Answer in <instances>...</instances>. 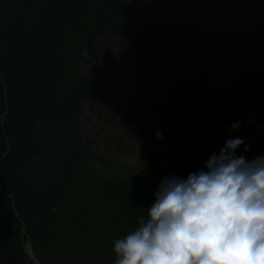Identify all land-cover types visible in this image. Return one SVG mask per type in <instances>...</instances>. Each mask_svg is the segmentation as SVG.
Masks as SVG:
<instances>
[{
	"label": "rangeland",
	"instance_id": "obj_1",
	"mask_svg": "<svg viewBox=\"0 0 264 264\" xmlns=\"http://www.w3.org/2000/svg\"><path fill=\"white\" fill-rule=\"evenodd\" d=\"M64 1L0 0V64L6 63L7 72L21 68L20 57L37 58L33 65L45 71L46 64L38 61L41 45L46 36L56 38L50 32L66 17L56 4ZM67 1L104 23H121L124 17L129 26L106 27L110 31L101 30L91 46L79 40L75 48L70 45L79 60L73 64L72 57L70 65L93 78L79 127L96 153L68 177L63 170L49 173L44 180L53 187L43 185L55 194L44 204L47 209L15 202L16 225L27 217L29 234L27 241L19 236L14 247L9 228L0 226V264H116L115 241L147 219L164 177L186 179L206 170L209 157L219 155L228 139L244 140L236 151L247 160L264 155V0H123L132 8L125 11L114 0ZM135 14L152 29L137 30ZM71 26L68 39L79 37ZM131 41L164 60L145 62ZM105 78L109 82L103 86ZM7 94L2 72L1 121ZM219 104L225 109L215 115L211 107ZM237 122L240 127L232 130ZM29 162L40 183L41 172L49 169ZM21 163L4 164L0 187L2 178L12 184L13 167L22 170ZM35 194L45 200L42 191ZM22 254L26 259L16 261Z\"/></svg>",
	"mask_w": 264,
	"mask_h": 264
},
{
	"label": "trees",
	"instance_id": "obj_2",
	"mask_svg": "<svg viewBox=\"0 0 264 264\" xmlns=\"http://www.w3.org/2000/svg\"><path fill=\"white\" fill-rule=\"evenodd\" d=\"M114 1L121 11H125L127 7H129V10L132 9L123 0ZM64 2L65 5L62 3L56 4L60 16L66 15L64 19H59L56 29L50 32H54L56 38L52 39L46 36L41 45L44 56L41 54L38 61L46 64L45 71L39 70L43 68L42 65L39 68L33 65L37 58L32 59V57L25 58V61L20 57L19 60L23 62L21 68L16 71L12 69L10 73L7 72L4 66L6 63L3 64V60L0 64V73L5 74L7 96L10 97L4 102L7 110L4 119L0 120V142L2 139V144L6 148L2 160L0 158V169L3 170L4 164L9 165L10 160L16 163L25 161V163H21V166L24 167L22 170L18 166L13 167L14 172L11 173H13L14 180L12 184L10 185L8 181L2 178L5 186L0 187V217L5 220L1 221L0 226L3 229L9 228L10 231L6 235L11 237L14 247L19 245L17 244V242H20L19 236L23 241H27L26 233L29 234L27 217L23 216L22 220L18 218L19 226L16 225L15 202L21 205L23 203L30 205L35 202L36 208L47 209L48 200L52 199L55 194L53 189L46 187V185L53 187L49 184L51 183L50 179V182L44 180L48 178L49 173L52 172L58 175L57 172L63 170L68 177L75 166L80 165V163L83 164L91 154L93 158L96 153L87 145L88 141L82 140L83 134H81L79 127L82 121L80 116L83 112L82 102L90 93L89 88L93 78L88 73L83 74L82 69L70 65L69 60L72 57L74 58L73 64L75 62H77L75 64L79 63L76 56L74 57V54L72 55L70 52V45H74L79 40L80 43L84 41L82 42L83 45L91 46L96 42V38L110 31L106 27L110 26L111 28L113 26L120 29L126 26L124 17L121 18V23H104L102 19L97 18L98 15L95 17L94 14H89L85 7L79 8L72 1L69 5L66 4L68 3L67 0ZM78 2H82V0ZM57 8L54 7V9ZM135 15L132 18V24L137 30L145 32L152 29L151 25L142 16ZM68 23L72 24L71 31L73 33L81 34L79 37L73 35V37L69 36L68 39L69 33L66 31ZM112 32L116 31L112 30ZM131 44L137 48L134 41H131ZM137 49L142 51L146 59L152 58L155 61L154 64L164 60L162 56L149 55L145 49ZM168 60L172 61L169 57ZM50 63L51 65H49ZM37 74H40L43 78L38 80ZM105 82L108 83V79L105 78V81H102L103 86H105ZM105 89L104 92L108 91V88ZM31 160H34L35 165H41L47 170L49 169V171L41 172V185L33 179L35 171L29 170V161ZM47 190L50 192L48 193ZM35 191L38 193L42 191L45 200L41 201L42 198H35ZM63 192L67 194L68 190ZM61 194L62 192H60ZM23 226H25L24 229ZM22 233H24L23 236ZM22 258L26 259L22 254L16 261H20Z\"/></svg>",
	"mask_w": 264,
	"mask_h": 264
},
{
	"label": "clouds",
	"instance_id": "obj_3",
	"mask_svg": "<svg viewBox=\"0 0 264 264\" xmlns=\"http://www.w3.org/2000/svg\"><path fill=\"white\" fill-rule=\"evenodd\" d=\"M244 143L226 140L186 179L164 177L147 219L115 241L116 264H264V155H237Z\"/></svg>",
	"mask_w": 264,
	"mask_h": 264
},
{
	"label": "bare ground",
	"instance_id": "obj_4",
	"mask_svg": "<svg viewBox=\"0 0 264 264\" xmlns=\"http://www.w3.org/2000/svg\"><path fill=\"white\" fill-rule=\"evenodd\" d=\"M108 19V17H106ZM128 22V21H127ZM126 22V25H128V23ZM112 24H115V21L112 22ZM177 92V91H176ZM178 93V92H177ZM215 106V105H214ZM218 109H215L214 112L217 113V111H222L224 106H222L221 104L218 105ZM213 107V106H212Z\"/></svg>",
	"mask_w": 264,
	"mask_h": 264
}]
</instances>
